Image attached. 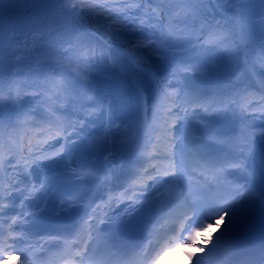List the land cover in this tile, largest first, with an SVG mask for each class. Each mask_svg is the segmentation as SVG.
Masks as SVG:
<instances>
[{"label":"snow or ice","instance_id":"6c2138e0","mask_svg":"<svg viewBox=\"0 0 264 264\" xmlns=\"http://www.w3.org/2000/svg\"><path fill=\"white\" fill-rule=\"evenodd\" d=\"M213 2L233 5L234 14L215 20V13L204 7ZM252 2L123 0L121 7V0H0V172L9 167L15 172L6 183L0 178V257L15 255L16 264H52L53 258L61 264H155L188 233L186 242L194 249L187 252L190 264H228L225 250L242 247L239 226L254 207L264 213V126L256 124H264V44L255 60L244 52L243 69L236 59L251 38ZM18 3L29 5L28 14L13 26L6 23V14L10 20ZM258 3L264 6V0ZM141 9L143 18L138 19L135 13ZM63 16L74 23L53 28ZM85 22L105 28L110 41H119L109 47L122 51L136 71L115 58L106 60L105 51L93 47L82 31ZM136 35L146 42L121 39ZM65 44L69 47H61ZM181 46H190L185 51L197 54L196 63L175 66ZM36 52L44 57H36L32 72L41 76L59 68L66 81L45 97L48 107L43 109L39 100L28 107L25 97L36 100L44 84L20 78V65ZM69 52L80 53L74 75L60 59ZM209 53L234 66L227 84L211 94L203 84L188 80L189 74L211 75L204 59ZM5 64L15 70L6 75ZM141 74L151 78V94ZM98 77L110 80L116 91L102 88ZM127 92L138 103L125 129L134 128L136 135L121 141L120 165L110 150L103 167L77 163L76 153L110 149L114 106ZM60 99L72 110L58 106ZM89 106L94 107L79 124L70 121ZM100 116L106 117L108 128L96 137L87 125ZM228 117L236 121V129L217 125ZM58 141L59 147L49 151ZM125 161L131 163L127 171ZM34 169L43 174L39 184ZM24 176L31 187H18ZM69 185L87 187L69 192ZM86 193L92 196L86 199ZM121 204L124 211L116 217L114 209ZM75 208L83 212L43 235L37 232L46 215L70 216ZM9 212L16 214L5 219ZM142 217L139 234L133 235L130 225ZM210 220L215 231L203 235L212 226ZM243 264H264V222Z\"/></svg>","mask_w":264,"mask_h":264},{"label":"trees","instance_id":"16d2710c","mask_svg":"<svg viewBox=\"0 0 264 264\" xmlns=\"http://www.w3.org/2000/svg\"><path fill=\"white\" fill-rule=\"evenodd\" d=\"M87 2H91V0H87ZM251 4L248 5V7L250 9V12H249L250 21L253 18L256 17V15L252 11ZM214 5L217 7V11L223 15L222 17L217 18L216 20H220L221 22H223L224 19L229 18V17H231L234 14V12L232 10L233 7H234L233 5H224V4H219L218 5L215 2H214ZM120 6L121 7L124 6L123 0H121ZM145 7H147V6H145ZM14 9H15V11L11 14V19L10 20L7 19V14H6V23H10L13 26L18 25L23 20V18L28 14L29 5L25 4V3H18L16 5H14ZM207 10H209L210 12H213V10H211V9H207ZM143 11L144 10L141 9L139 12L135 13V15L137 16L138 19H142L143 18ZM209 19H212V17L210 16ZM72 23H74V22L71 19V17H67V16L57 17L56 18V23H54L52 25V27L56 28V29L63 30V28L66 25H69V24H72ZM80 27H81L82 31H84L85 34L87 35V38L90 41H92V46L93 47H97V50L102 48L105 51V53H106L105 59L106 60H110V59H113V58L116 59L117 56L119 55L123 60L125 59L126 61H128L126 56L123 54V52L120 51L117 47H109L110 44H113V43L118 44L119 41H115V42L110 41L107 38V34H106V29L105 28L100 27L99 25H96V24H94L92 22H85L84 24L80 25ZM31 35L32 34L29 33V37H28L29 39L31 38ZM56 35H57V33L54 32L53 33V38ZM127 38H131L133 40V43H135V41H134L135 38L133 39L130 36L121 37V39H127ZM24 39H25V36L23 34H21L20 35V40L23 41ZM140 40L143 41V39H140ZM144 42H146V39H145ZM200 42L201 43L203 42V38L201 39ZM61 47L67 48V47H69V45L65 44V45H62ZM185 47H190V46H181V47H178L176 49L177 56H176V59L174 61V64L178 68H183L182 67V64H183L182 56H186V55L194 53V52L185 51ZM245 51H249V54L252 53L251 39H250V41H249V43L247 45V48L241 47V50L239 52L241 60L244 59V52ZM78 54H80V53L79 52H76V53L69 52L66 57L60 58L62 60V62L67 65V72L71 73L72 75L75 74L74 70L77 67V62H76L75 56L78 55ZM17 55L21 56V58L23 56L22 53H17ZM36 57L43 58L44 57V53H42V52L33 53V58H32L31 61H25L24 63H22L20 65V70H21V77L20 78L25 80V82L27 84H32L34 81L37 82V83H43L44 84V89L41 90L42 94L40 96H38V97H40V98H42L44 100L46 96H51V95L54 94L55 85L58 82L65 81V77L60 74V69L59 68H57L55 73H51V72H48L47 70H45V72L41 76H37L34 72L31 71V68L34 67V65H35ZM196 57H197V54H196ZM197 59H199V58H197ZM10 70L14 71L15 69L14 68L13 69H9L7 64H5L4 71H5L6 75H7V73ZM44 76H48V77H50V79L45 80ZM190 76H192V75L189 74L188 77H190ZM201 78L202 77L197 75V76H194L193 80L199 82V80H201ZM24 91L33 92V91H36V89H34V88H26V89H24ZM25 99L27 101V105H31L32 107L37 105V100L38 99L33 100V99H31V97H25ZM60 101H64V100L63 99L56 100L55 103L58 105L60 103ZM39 107H41L40 104H39ZM7 147L8 146H6V152H7Z\"/></svg>","mask_w":264,"mask_h":264},{"label":"bare ground","instance_id":"6f19581e","mask_svg":"<svg viewBox=\"0 0 264 264\" xmlns=\"http://www.w3.org/2000/svg\"><path fill=\"white\" fill-rule=\"evenodd\" d=\"M250 37H252V45L255 48L258 55H260V46L264 44V17L260 16L258 19L253 21L251 24V33ZM149 94L153 91V86L147 85ZM114 90L113 92H115ZM208 91V90H207ZM120 102L114 106L113 111V124H112V137L109 141L110 149H101V158L96 159L94 154L91 157L93 163H95L98 167L104 166V157L109 154V150L114 152V160L117 166L120 165L122 159H124V154L121 151V141H124L128 138H131L136 135V130L134 128L125 129V125L128 124L130 119H134L137 114V100H132L127 97L123 98L122 96L119 97ZM94 107V106H93ZM84 116L82 120H84L85 116L87 115L88 111L91 110V107L85 109ZM80 120L79 123L82 121ZM78 123V124H79ZM257 127L264 126L261 124L260 121L256 122ZM119 125V127H117ZM222 129H230V127H237L236 121H234L231 117L224 119L220 125H218ZM88 131L91 135L96 137H102L104 133L107 131L108 124L107 119L105 116H100L98 119H95L92 122H89L87 125ZM258 147L260 145L258 144ZM49 151H55L54 149H50ZM77 159L76 162L80 163L84 160V157L89 160V154L80 155L79 153L75 154ZM126 163H124L125 168ZM15 174V173H14ZM13 174V175H14ZM38 174H41L40 170L34 169V179L35 182L38 184L40 179L38 178ZM23 184L18 185V187H31L32 181L27 178V176L22 177ZM19 199V198H18ZM17 199V200H18ZM11 212L6 213L5 219L8 218V214L10 215ZM186 234L185 239L181 240L178 245H176L173 250L164 251L160 254L162 258V262L165 264H182L187 260V252L194 250L192 246H190L186 242ZM172 253V254H171ZM170 254V255H169Z\"/></svg>","mask_w":264,"mask_h":264},{"label":"rangeland","instance_id":"374dc122","mask_svg":"<svg viewBox=\"0 0 264 264\" xmlns=\"http://www.w3.org/2000/svg\"><path fill=\"white\" fill-rule=\"evenodd\" d=\"M209 6H210L209 4L205 5V7L207 9H209L208 8ZM251 6H252V11L256 15V17L253 18L250 21V33H251V24L253 23V21L258 19L260 16L264 17V6H261L258 3V0H254L253 3L251 4ZM220 16H222V15H219L218 17H220ZM132 38L133 39L135 38V40H134L135 42L137 40H140V39H143V41H145V39H146L145 37H141L139 35H136L135 37H132ZM250 39H251V48H252V53L250 54V57L253 60H255L259 55L257 54L255 48H253L252 37ZM197 58L198 57H196L195 53L189 54V55H186V56H182V62H183L182 67H186L190 63H196L197 62ZM116 59L121 61L122 63L126 64L131 70L136 71V69L133 67V65H131L125 59L123 60L119 55L117 56ZM204 59L206 60L208 66L212 70L211 71V75L208 78H201V80H199V82L193 80L194 76L193 77L192 76L188 77V80H189V82H191L193 84H203L212 93L213 91L216 90V87H224L227 84V82L229 81V79L232 76L234 66H233V64L231 62H229V60L226 57H224L222 55H219L217 53H209V56L204 58ZM236 59H237V61H239V68L243 69L244 68V65H243V60L244 59L241 60V57H240L239 54H238ZM257 67L259 68V64H257ZM168 70H170V68L169 69H165V71H168ZM141 78L144 80L146 86L147 85L153 86V82H152V80H151V78L149 76H147L145 74H141ZM97 79H98L99 84H100V86L102 88H108V89H111L112 91L116 90L115 85L110 80H107V79H104V78H101V77H98ZM121 96L123 98L127 97V98L135 100V101L137 100L135 95L132 92L124 93ZM37 99L39 101H41V103H40V105H41L40 108L41 109L48 107L47 103H43L42 102L43 101L42 98L37 97ZM61 104H64V101H60L58 106L61 105ZM27 106L28 107H32L31 105H27ZM64 106L66 108H69L70 111L72 110L70 105L64 104ZM90 107L92 108L93 106H89V108ZM85 111L86 110H84L79 116L70 117V121H75L78 124L79 121L82 120V117L84 116ZM223 120L224 119H218L217 120V125H220V123ZM61 142L62 141L56 142L55 143V147L53 149L55 150L56 148H58L59 144ZM5 155H7L6 151H5ZM12 163H15V161H13ZM14 173H15L14 170L9 167L7 171L0 172V178L3 179L4 183H6L7 182V177L13 176ZM210 224H212V226L210 228H208L207 231L205 233H203V235H207V234L215 231V224L214 223H210ZM198 242H202V241H200L199 238H198ZM188 244L191 246L190 243H188ZM0 264H16V261L11 260V259H4L3 258L0 261Z\"/></svg>","mask_w":264,"mask_h":264},{"label":"clouds","instance_id":"9594fccd","mask_svg":"<svg viewBox=\"0 0 264 264\" xmlns=\"http://www.w3.org/2000/svg\"><path fill=\"white\" fill-rule=\"evenodd\" d=\"M184 264H190L189 260L187 259Z\"/></svg>","mask_w":264,"mask_h":264}]
</instances>
